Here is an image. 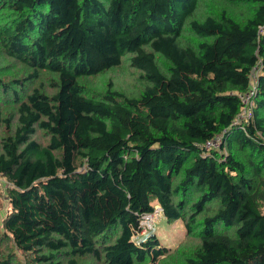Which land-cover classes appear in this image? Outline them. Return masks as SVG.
<instances>
[{
	"label": "trees",
	"instance_id": "1",
	"mask_svg": "<svg viewBox=\"0 0 264 264\" xmlns=\"http://www.w3.org/2000/svg\"><path fill=\"white\" fill-rule=\"evenodd\" d=\"M123 63L138 97L80 81ZM0 177V264H264V0H0Z\"/></svg>",
	"mask_w": 264,
	"mask_h": 264
},
{
	"label": "rangeland",
	"instance_id": "2",
	"mask_svg": "<svg viewBox=\"0 0 264 264\" xmlns=\"http://www.w3.org/2000/svg\"><path fill=\"white\" fill-rule=\"evenodd\" d=\"M113 67L103 72L82 76L80 81L91 87V92H103L113 83L115 89L121 90L129 96L138 97L141 95L145 88V81L138 77L136 70L126 66L123 63L122 68L116 69ZM136 69V68H135ZM188 164V163H187ZM1 182H5L4 178L0 177ZM1 199V198H0ZM2 203H6L3 200ZM0 208V218L4 217L7 211V206L4 205ZM154 223L153 232L158 236L163 245L174 248L185 236V226L181 219L173 223L168 222L163 212L157 213L152 221ZM143 236L139 239L136 237L137 242L144 239Z\"/></svg>",
	"mask_w": 264,
	"mask_h": 264
},
{
	"label": "built area",
	"instance_id": "3",
	"mask_svg": "<svg viewBox=\"0 0 264 264\" xmlns=\"http://www.w3.org/2000/svg\"><path fill=\"white\" fill-rule=\"evenodd\" d=\"M260 68L261 65L259 61L251 69L248 88L238 93L241 101V109L234 117L232 125H241L243 129H246V125L253 120L256 107L255 98L257 95ZM225 131L226 130L215 133L204 141L202 144L205 150L204 154H207L212 150H217L221 153L227 152L226 141L224 138ZM160 212H162V207L159 204H156L153 212H146L142 215L140 219L141 229L135 235V238L139 237L140 239L143 236L147 237L149 234L153 233L154 223L152 221L154 216Z\"/></svg>",
	"mask_w": 264,
	"mask_h": 264
}]
</instances>
